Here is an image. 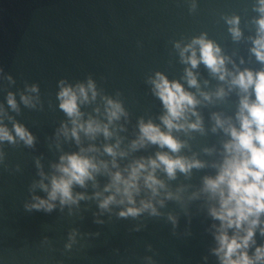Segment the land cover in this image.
Returning a JSON list of instances; mask_svg holds the SVG:
<instances>
[{"label": "water", "instance_id": "95a60500", "mask_svg": "<svg viewBox=\"0 0 264 264\" xmlns=\"http://www.w3.org/2000/svg\"><path fill=\"white\" fill-rule=\"evenodd\" d=\"M258 8L259 0H0V119L15 137V142L0 141V264H221L213 251L221 222L210 213L219 202L204 190V181L218 174L224 145L231 139L216 127L214 115L239 128L236 117L244 94L230 85L231 77L219 80L203 62L192 69L199 88L190 86L185 69L191 65L180 51L204 35L228 58L229 71L264 70V62L251 51L258 36ZM233 17H239V39L230 31ZM158 72L180 82L200 101L196 111L202 130H173L184 142L178 153L150 142L131 147L140 135L141 120L167 131L161 121L166 110L151 83ZM89 80L97 96L92 100L89 93V101L79 105L82 121L91 117L107 123L106 98L119 102L126 115L109 125L113 136L99 133L91 138L80 131L78 143L63 134L64 125L73 127V118L60 108L58 93L61 82L75 87ZM33 86L37 91H31ZM220 88L225 95L217 97ZM201 92L212 94L211 100ZM9 93L15 96L16 109L8 104ZM22 96L31 97L32 103L26 105ZM250 97L255 99L251 90ZM189 120L196 117L189 114ZM16 123L32 134V145L16 136ZM118 139V151L127 154L116 157L117 169L104 146ZM90 146L97 151L82 154L108 162L110 172L120 170L125 176L134 161L154 158L158 152L198 159L203 167L188 173L177 170L175 178L163 167L157 169L165 188L153 196L141 180L135 205L100 208V201L112 194L104 191L111 175L102 169L84 186H73L74 195L86 197L78 203L61 205L57 200L51 211L30 207L34 197L47 198L40 184L50 187L51 178L60 175L56 165L61 156ZM149 200L157 214L149 209L136 216L120 215ZM260 219L264 221V214ZM261 227L264 223L257 226L255 243L247 249L252 258L256 248L264 246ZM235 232L228 229L229 235Z\"/></svg>", "mask_w": 264, "mask_h": 264}, {"label": "clouds", "instance_id": "9594fccd", "mask_svg": "<svg viewBox=\"0 0 264 264\" xmlns=\"http://www.w3.org/2000/svg\"><path fill=\"white\" fill-rule=\"evenodd\" d=\"M258 11L261 13V17L257 20L258 36L253 41L254 47L251 51L259 61L264 62V0H259ZM228 23L232 25L230 31L234 39H239L242 35L238 27L239 17L231 18ZM196 45L199 46V56ZM176 47L180 48V44L177 43ZM189 52L190 55H186ZM221 53V48L204 35L194 38L191 44L180 51L182 60L191 65V68L185 69L190 86L199 88L197 76L192 69L203 62L213 74L218 76L219 80L224 81L231 77L230 85L238 87L244 94L236 117L239 128L230 120H225L218 114L214 115L216 127L223 129L231 139L224 145L225 158L219 166L218 174L215 177L205 178L204 181V190L213 198H217L219 202L218 207L210 209L211 215L221 222L216 234L218 247L213 251L220 258L221 264H257V262L264 264V246L256 248L255 258L250 257L247 252L251 244L255 243L253 237L257 226L264 223L260 219L264 214V70L253 72L251 69H237L231 72L226 67L228 58ZM151 83L154 93L160 98L166 110L161 121L167 131L151 121L141 120L140 135L132 142L131 147L136 149L150 142L158 144L161 148L166 146L172 153H178L184 147V142L173 135V130H202V119L196 111L200 101L180 82L170 81L162 73H156ZM61 85V91L58 93L61 100L60 108L73 118V127L70 130L67 125L62 127L65 136L71 134L79 143L80 131L91 138H95L99 133H103L105 138L114 135L109 125L119 120L121 115H126L119 102L106 98L107 123H101L91 117L82 121L83 113L79 105L89 101V93H91V99L95 100L97 91L94 82L89 80L87 85L78 84L75 87L64 86L63 82ZM250 90L255 94L254 100L250 97ZM31 91H37L36 86H33ZM201 95L205 100L212 98V94L207 92H201ZM215 95L222 97L225 95V90L220 88ZM22 100L26 105L32 103V98L28 96H22ZM8 104L13 109L17 108L15 96L12 93L8 95ZM0 114H2V108H0ZM189 114L195 116L196 120L190 121ZM14 130L16 136L26 144H33L34 137L23 125L14 124ZM215 130L216 128H213V131ZM4 140L15 142V137L0 119V141ZM119 147V139L114 145L104 146V152L113 157L112 168L119 167L116 161L117 156L122 157L127 154L124 151H118ZM92 151L97 149L90 146L88 149L82 148L80 153L61 156V163L56 165L60 175L51 178L50 187L43 182L40 184V187L47 192V198L34 197L36 203L30 207L51 211L57 200L61 205L78 203L86 197L83 193L74 195L73 186L76 184L84 186L88 180H94L95 174L102 169L109 171L111 175V183L105 187L104 191L112 194L100 201V208L108 209L113 203L127 202L129 205H135V196L140 191L141 180L144 186L151 190L153 196L158 195L160 189L165 188L164 182L155 175L157 169L163 167L169 178H175L177 170L188 173L194 167H203V162L198 159L174 157L167 152H158L154 158L134 161L125 169L128 173L125 176L120 170L110 172L108 162L97 161L94 157L82 154ZM96 195L102 194L96 193ZM117 195L121 197L119 201L116 199ZM167 197L172 198V193H167ZM140 203V207H127L120 212V215L136 216L149 209L152 214H157V209L150 200ZM160 203L163 204V200ZM228 229H235L236 232L229 235ZM260 231L264 234V227H261Z\"/></svg>", "mask_w": 264, "mask_h": 264}]
</instances>
